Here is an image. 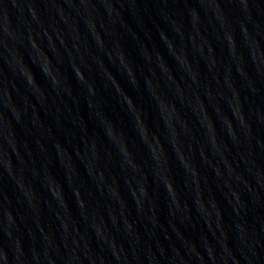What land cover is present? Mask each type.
Listing matches in <instances>:
<instances>
[{
  "label": "water",
  "instance_id": "water-1",
  "mask_svg": "<svg viewBox=\"0 0 264 264\" xmlns=\"http://www.w3.org/2000/svg\"><path fill=\"white\" fill-rule=\"evenodd\" d=\"M0 264H264V0H0Z\"/></svg>",
  "mask_w": 264,
  "mask_h": 264
}]
</instances>
